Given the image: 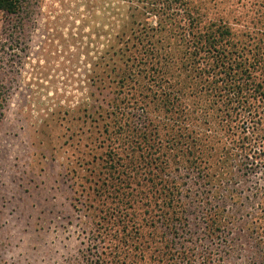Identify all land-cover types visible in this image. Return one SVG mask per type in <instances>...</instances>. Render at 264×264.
<instances>
[{"label": "rangeland", "instance_id": "obj_1", "mask_svg": "<svg viewBox=\"0 0 264 264\" xmlns=\"http://www.w3.org/2000/svg\"><path fill=\"white\" fill-rule=\"evenodd\" d=\"M27 2V10L20 16L0 11V97L4 100L0 119V264H85L81 252L103 216L100 211L105 201L93 195L90 180L101 185L103 176L99 175L109 149L118 156L126 153L120 140L114 135L108 138L111 118L100 106L102 95H114V78L126 68L116 53L130 48L137 56L134 44L146 23L157 29L147 32V42L162 58V65L167 64L169 80L181 90L177 108L186 114L183 131L174 130L165 124L151 99L147 100L156 144L162 152L167 144L173 145L166 156L167 172L174 175L179 162L185 176L187 161L198 159V167L213 183L234 177L229 190L239 196L234 201L221 197L220 208L233 217L223 228L224 241L219 244L209 237L213 232L200 214V226L194 228L198 221H190L194 242L200 250L220 253L212 264H264L260 235L264 213L257 223L253 221L264 207V147L261 155H256L258 167L242 171L245 155L237 147L243 131L236 129L237 122L221 115L220 103L206 88L210 81L202 74L203 67L188 65L186 46L173 32L174 27L158 28V18L142 14L141 9L154 0ZM190 2L200 16L197 35H218L222 27L229 29L225 37L228 50L253 67L252 78L264 90V0ZM129 90L130 98H139L155 88L150 80L137 77V84ZM261 102L249 100L253 107L264 110V99ZM262 116L255 134H246L255 148L264 144L258 139L264 136ZM189 150L193 154L188 158ZM188 180L184 195L194 176ZM190 202L185 199L182 208L187 205L193 214ZM142 211L138 204L133 212L138 220ZM160 231L152 240L141 242L147 249L141 262L136 252L126 249L129 264H156L150 258L162 247ZM150 232L145 229L143 234ZM104 245L109 252L113 245L110 234Z\"/></svg>", "mask_w": 264, "mask_h": 264}, {"label": "trees", "instance_id": "obj_2", "mask_svg": "<svg viewBox=\"0 0 264 264\" xmlns=\"http://www.w3.org/2000/svg\"><path fill=\"white\" fill-rule=\"evenodd\" d=\"M28 5L27 0H0V11L20 16L27 10ZM141 10L143 15L149 14L148 17L158 18V28L174 27L173 32L186 46L185 57L188 65L201 64L203 67L202 74L210 81L206 88L220 103L221 115L231 122H237L236 129L243 131L237 147L245 155L241 159L242 171L257 168L256 158L261 155L264 144H259L258 148L253 147L246 134H255L261 126L264 110L262 106L253 107L249 100L259 99L262 103L264 90L252 78L253 67H248L228 50L225 37L227 33L229 35V29L222 27L223 31L218 35L210 32L206 37H199L197 34L201 26L200 16L190 0H154ZM155 28L150 23L144 24L134 44L137 56L132 55L130 48L116 53L126 68L120 70L114 78V95H102L100 106L108 110L111 118V124L106 129L108 138L111 139L114 135L115 139L120 140L126 153L118 156L109 149L99 175L103 176L100 178L101 185L96 186L95 179L90 180L93 195L105 201L102 204L104 208L100 211L103 216H98L100 222L96 228H92L89 233L90 241L84 244L85 248L81 252L80 260L85 264H129L131 257L128 250L136 252L135 257L141 262V257L147 252L141 242L145 238H155L157 230H161L158 237L162 247L158 250V255L150 258L152 262L212 264L220 253L200 250L197 242H194V234L190 231V221H198L192 225L197 228L201 221L199 215H203L213 232L209 237L220 244L225 238L223 228L229 223L230 217L226 210L220 208L221 197L229 201L239 198L235 190H229L233 186L234 177L213 183L198 167V159L187 161L188 174L185 176L181 174L179 162H176L174 175L167 172L166 156L173 151V145L167 144L166 151L162 152L160 145L156 144L151 130L152 122L147 117V100L151 99L165 124L174 130L183 131L186 114L184 110L177 108L181 90L169 80L167 64L162 65V58L157 57V52L147 42V32L156 31ZM255 64L259 66L258 61ZM137 77L150 80L155 90L151 93L148 90L150 94H140L139 98H130L126 91H130L129 86L137 84ZM3 108L4 100L0 97V119ZM110 129L113 132L111 134ZM258 139L264 142V136ZM186 153L188 158L193 154L191 150ZM225 163L230 165L229 160ZM191 175L195 180L188 188L187 195H184L183 186L189 183ZM185 199L191 200L193 214L189 213L187 205L182 208ZM138 204L143 209L140 220L133 214ZM262 213L264 207L253 221L257 223ZM145 229L152 232L144 236ZM260 230L264 240V225ZM107 234L111 235L113 242L109 252L104 245ZM202 235L207 238L204 232ZM200 240L202 241H198Z\"/></svg>", "mask_w": 264, "mask_h": 264}]
</instances>
